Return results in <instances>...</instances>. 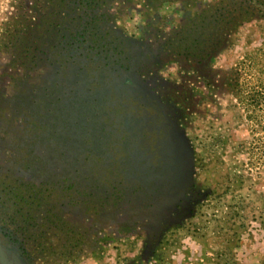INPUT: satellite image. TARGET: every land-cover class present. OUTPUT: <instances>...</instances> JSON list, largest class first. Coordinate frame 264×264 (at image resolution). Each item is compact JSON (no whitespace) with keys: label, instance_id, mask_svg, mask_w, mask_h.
I'll return each mask as SVG.
<instances>
[{"label":"rangeland","instance_id":"obj_1","mask_svg":"<svg viewBox=\"0 0 264 264\" xmlns=\"http://www.w3.org/2000/svg\"><path fill=\"white\" fill-rule=\"evenodd\" d=\"M262 69L264 0H0V264H264Z\"/></svg>","mask_w":264,"mask_h":264},{"label":"trees","instance_id":"obj_2","mask_svg":"<svg viewBox=\"0 0 264 264\" xmlns=\"http://www.w3.org/2000/svg\"><path fill=\"white\" fill-rule=\"evenodd\" d=\"M257 83L258 85L252 88L244 87V85L240 87L238 98L239 103L244 106L247 112L252 114L248 115L247 118L253 119L256 126L264 128V78L260 76Z\"/></svg>","mask_w":264,"mask_h":264}]
</instances>
